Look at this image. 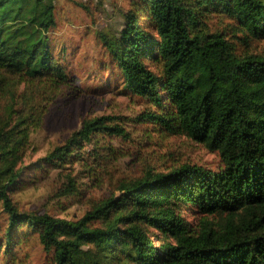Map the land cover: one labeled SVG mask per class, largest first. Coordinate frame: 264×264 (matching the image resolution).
<instances>
[{
	"label": "trees",
	"instance_id": "obj_1",
	"mask_svg": "<svg viewBox=\"0 0 264 264\" xmlns=\"http://www.w3.org/2000/svg\"><path fill=\"white\" fill-rule=\"evenodd\" d=\"M54 7L0 0L4 253L32 234L53 264H264V51L255 49L264 0H131L118 31L102 38L122 90L150 105L134 120L186 135L222 165L148 169L76 219L21 210L10 194L29 166L61 167L85 142L127 134L118 117L93 116L41 163L23 162L31 126L72 80L49 42ZM65 180L63 193H75V178Z\"/></svg>",
	"mask_w": 264,
	"mask_h": 264
},
{
	"label": "rangeland",
	"instance_id": "obj_2",
	"mask_svg": "<svg viewBox=\"0 0 264 264\" xmlns=\"http://www.w3.org/2000/svg\"><path fill=\"white\" fill-rule=\"evenodd\" d=\"M130 4L131 0H54L56 23L48 32L49 42L72 80L46 104L38 124L31 126L23 162L41 163L43 156L93 116L118 117L127 134H104L96 141L85 142L64 166L42 162L38 169L26 168L20 176L25 183L10 193L19 209L76 219L99 200L117 194L119 180L139 176L148 169L168 170L182 163L213 170L221 167L217 151L186 135L162 133L134 120L150 105L122 90V76L102 38L118 31L122 11ZM218 22L210 20L213 28H224ZM255 49L264 51V40H259ZM66 174L75 178V193H63ZM6 222L0 205V264H53L51 255L32 234L17 243L13 253L5 254Z\"/></svg>",
	"mask_w": 264,
	"mask_h": 264
}]
</instances>
